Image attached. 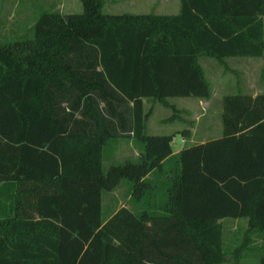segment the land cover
I'll list each match as a JSON object with an SVG mask.
<instances>
[{"label":"trees","instance_id":"16d2710c","mask_svg":"<svg viewBox=\"0 0 264 264\" xmlns=\"http://www.w3.org/2000/svg\"><path fill=\"white\" fill-rule=\"evenodd\" d=\"M79 1L0 42V264H221L220 217H246L231 251L252 250L264 232V93L222 95L221 134L175 153L173 133L145 132L142 98L171 122L167 96L208 97L198 56L227 70L226 56L260 55L264 0H179L171 14ZM118 135L141 149L103 172L102 145ZM121 178L132 207L102 219L101 190Z\"/></svg>","mask_w":264,"mask_h":264},{"label":"rangeland","instance_id":"374dc122","mask_svg":"<svg viewBox=\"0 0 264 264\" xmlns=\"http://www.w3.org/2000/svg\"><path fill=\"white\" fill-rule=\"evenodd\" d=\"M134 1L138 3L140 0ZM143 2L146 5L143 11H146L153 4L154 0H142L139 3L143 4ZM143 7V5H137L134 6V9L139 10ZM42 9H54L65 14L67 12L79 11L81 4L79 0H0V42L30 36L31 24ZM131 9L133 7L130 0H104L102 5V10L105 12H123L130 11ZM224 61L229 68L227 70L214 57L206 55L198 56V62L208 82L210 83L209 79L213 81L219 79V81L214 82V85L212 82V88H215L217 92L219 90L220 93L218 92V95L211 97L213 99L210 98L211 101L208 103L205 102L206 99L204 97L167 96L166 99L168 101L179 104L177 111L178 118H175L171 122L162 120V118L170 114L171 110L169 107L164 106L156 98L143 97V111L150 110L145 123V132L162 134L170 133L171 129L176 130L177 128L180 131L187 128L188 134L184 135L181 133V136H185L183 145L203 141L205 138L214 135L216 125L220 120L218 102L219 100L221 102V99L219 94L222 91L228 92L241 89L240 84H243V88L249 91L251 78L248 77H250L253 66L254 68L258 67L257 64H252L251 57L241 59L229 58L227 60L224 58ZM217 84L222 88L218 87L219 85ZM175 130H172V133L175 132L174 140L179 141L180 133ZM190 133L191 136H189ZM188 136L191 138L189 139ZM139 149H141V145L135 137L118 135L108 138L101 148V170L105 172L111 163L122 162L125 159H136ZM136 150L137 154H135ZM130 186L131 181L129 179L121 178L112 189L101 190L100 216L102 219L107 217L120 205L132 207L128 200ZM221 231L222 246L226 252V259L222 264H236L233 261L231 249L241 241L246 232V225L240 220L234 225L224 220L221 224ZM261 235H251L252 241L249 245L254 247L253 251L246 255L248 250H245L244 256L242 255L237 264H259V255L264 252V248L257 249L256 247L262 243L264 244V232Z\"/></svg>","mask_w":264,"mask_h":264},{"label":"crops","instance_id":"0c3cea01","mask_svg":"<svg viewBox=\"0 0 264 264\" xmlns=\"http://www.w3.org/2000/svg\"><path fill=\"white\" fill-rule=\"evenodd\" d=\"M130 1L132 3L133 9H131L128 12H152V13H156V14H171V13H176L178 11V7H179V0H154L153 4H151L148 7V9L146 11H143V9L145 8L146 5H144V2H143V4L139 3V2H142V0H140L138 3H136V1H134V0H130ZM137 5H139V6L143 5L144 7L139 9V10L138 9H134V6H137ZM147 6H148V4H147ZM150 9H152V10H150ZM262 26H263V29H264V16H263V19H262ZM263 41H264V33H263ZM248 57H251L252 64L254 63V65L255 64L258 65L257 68H254V66H253V69H252V72L250 74V77H248V78H251L250 90L249 91L245 90L243 88V84H240L241 89L228 91V92L222 91V93L219 94L220 95V99H221L222 95L227 94V93L241 92V93H248V94H250L252 96H254L257 93H264V48H263V52L260 55H251V56H249V55H230V56H226L224 58L227 60L229 58L241 59V58H248ZM260 68H261V70H260ZM209 81H210L209 86L211 85V87H210L209 96L207 98H205L206 99L205 100L206 103L211 101V99H213L211 97H213L214 95H218V92H219V90L217 92L215 90V88H212V86L214 85V82L219 81V79H215V81H213L212 79H209ZM212 82H213V85H212ZM217 85H219V84H217ZM237 86H238V84H237ZM218 87H221V86L219 85ZM214 91H215V93H214ZM188 96H190V95H188ZM172 103H174L177 107H179V104H176L175 102H172ZM218 103H219L218 110L221 111V102H220V100H219ZM216 126L217 127L215 129V134L212 135L209 138H205L204 140L217 137V136H219L221 134V128H222L221 119L219 120V122L217 123ZM172 130H175V129H171L170 133H172ZM175 131L180 133L179 130H177V128H176ZM174 134H175V132L172 134V137H171V140H170V146H171V152L172 153H175L176 151H178L183 146V142H184V138H185V136L182 135L183 136L182 137L181 133H180V140L179 141H177V140L175 141L174 140ZM189 136H191V133L189 134ZM190 138L191 137H189V139ZM173 143H175V145H173ZM135 154H137V150L135 151ZM224 220H226L227 222H229L232 225H234L238 220H240V221H243L245 223V225H246V217H244V216L220 217V218L217 219V221L220 222V224H222V222ZM221 234H222V231H221ZM221 238H222V236H221ZM252 251H253V249L248 251V253L246 255L250 254ZM244 252L245 251H241L239 255L235 256V253L231 251L233 261L236 264L239 262L240 258L244 254ZM225 255H226V253H225ZM225 255H224V260H223L222 263L225 262V259H226Z\"/></svg>","mask_w":264,"mask_h":264}]
</instances>
